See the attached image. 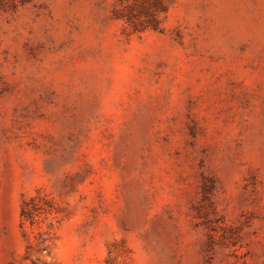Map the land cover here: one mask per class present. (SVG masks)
I'll use <instances>...</instances> for the list:
<instances>
[{
	"label": "rangeland",
	"instance_id": "obj_1",
	"mask_svg": "<svg viewBox=\"0 0 264 264\" xmlns=\"http://www.w3.org/2000/svg\"><path fill=\"white\" fill-rule=\"evenodd\" d=\"M0 264H264V0H0Z\"/></svg>",
	"mask_w": 264,
	"mask_h": 264
}]
</instances>
